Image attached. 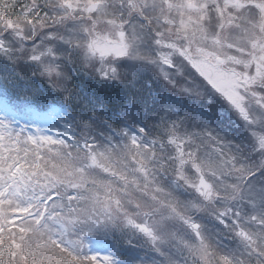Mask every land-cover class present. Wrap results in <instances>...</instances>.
Wrapping results in <instances>:
<instances>
[{"label": "snow or ice", "instance_id": "obj_1", "mask_svg": "<svg viewBox=\"0 0 264 264\" xmlns=\"http://www.w3.org/2000/svg\"><path fill=\"white\" fill-rule=\"evenodd\" d=\"M73 57L161 91L85 111ZM0 60L63 99L29 130L0 96V264H264V0H0Z\"/></svg>", "mask_w": 264, "mask_h": 264}, {"label": "trees", "instance_id": "obj_2", "mask_svg": "<svg viewBox=\"0 0 264 264\" xmlns=\"http://www.w3.org/2000/svg\"><path fill=\"white\" fill-rule=\"evenodd\" d=\"M70 67L69 72L73 79L65 86L78 93L77 99L73 103H79L80 108L85 111L88 109V105L82 100L85 95L91 96L94 93L96 96H102L106 102V108L114 112L121 107L122 100L141 101L147 99L148 92L145 88L147 83H152L153 93L161 91V87L152 82L151 76L147 73H137L133 79L130 78L123 83L105 87L98 85L94 79L84 74L76 59H73ZM32 71L30 66L23 62L13 66L0 60V96H3L14 109H19L16 114L20 118L29 116L30 111L47 112L51 106H56L59 109V104L63 102L62 96L54 90L57 82H49L38 74L33 77ZM167 90L169 91V89ZM80 108H77L76 111H80ZM146 114L153 117V119L145 121L151 127L158 117H155L154 113Z\"/></svg>", "mask_w": 264, "mask_h": 264}, {"label": "rangeland", "instance_id": "obj_3", "mask_svg": "<svg viewBox=\"0 0 264 264\" xmlns=\"http://www.w3.org/2000/svg\"><path fill=\"white\" fill-rule=\"evenodd\" d=\"M73 59L75 60L76 58L73 57ZM73 62V60H72ZM27 65V64H26ZM29 66V65H27ZM33 67L34 66H30V68L33 70ZM71 67L69 66L67 71H70ZM122 71L124 72H128V80L131 78L133 79L134 78V75L137 74L136 72H133L129 69H122ZM140 74L142 73H147L149 76L152 77V73L151 72H139ZM52 81L54 82H57L55 80V78L52 79ZM168 91V90H166ZM169 92H171V90L169 89ZM175 95H179L178 93H174ZM59 110V109H57ZM0 115H3V113H0ZM39 116L40 118L39 119H36L35 117L36 116ZM17 117V120H18V125L14 124V126H24L25 128L31 130L32 128H36V127H39V128H42V129H47L49 128L51 125H50V122L47 120V112H44V113H39V112H33V111H30V115L29 116H25L23 118H20L18 116ZM57 130L59 131H64V125H63V121H60L57 125ZM195 131H199V129H195ZM54 134V133H53ZM117 243H122V241H117Z\"/></svg>", "mask_w": 264, "mask_h": 264}]
</instances>
